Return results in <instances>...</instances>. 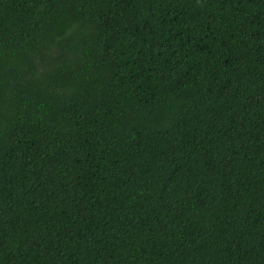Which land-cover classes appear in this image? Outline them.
Here are the masks:
<instances>
[{"label":"trees","instance_id":"16d2710c","mask_svg":"<svg viewBox=\"0 0 264 264\" xmlns=\"http://www.w3.org/2000/svg\"><path fill=\"white\" fill-rule=\"evenodd\" d=\"M0 264H264V0H0Z\"/></svg>","mask_w":264,"mask_h":264}]
</instances>
